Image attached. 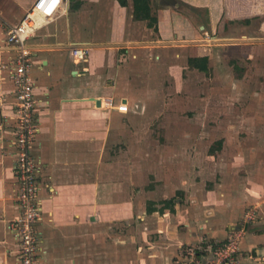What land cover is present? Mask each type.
Here are the masks:
<instances>
[{
  "label": "crops",
  "instance_id": "crops-1",
  "mask_svg": "<svg viewBox=\"0 0 264 264\" xmlns=\"http://www.w3.org/2000/svg\"><path fill=\"white\" fill-rule=\"evenodd\" d=\"M34 1L0 0L2 59L7 30ZM261 1L144 0L146 12L138 15L134 0L126 6L64 0L62 11L36 33L30 75L38 104L32 156L42 208L39 264H169L184 245L223 239L228 223L257 201L245 180L221 184L203 197L184 186L160 198L157 182L138 189L148 164L124 156L141 149L135 142L146 139L140 127L152 118L151 110L169 107L170 95L185 91L187 78L194 84L210 75L219 42L249 41L252 25L238 21L260 12ZM72 47L86 48L87 58L76 62ZM203 58L205 72L189 64ZM11 91L7 73L0 71V264H19L9 229L18 215ZM106 98L115 106H103ZM121 103L126 112L117 110ZM255 227L244 241L247 250L264 243Z\"/></svg>",
  "mask_w": 264,
  "mask_h": 264
},
{
  "label": "rangeland",
  "instance_id": "rangeland-1",
  "mask_svg": "<svg viewBox=\"0 0 264 264\" xmlns=\"http://www.w3.org/2000/svg\"><path fill=\"white\" fill-rule=\"evenodd\" d=\"M263 1L260 12L238 21L252 25L248 30L251 33L249 41L237 44L236 39L230 38L219 42L216 47L220 56L210 75L194 84L187 78L185 91L170 95L169 107L151 110L152 118L140 127L142 136L147 135L146 139L135 142L141 148L137 151L138 156L136 152L124 156V161L148 164L149 169L144 168L139 174L138 189H146L148 184L157 182L163 190L160 198L173 192L175 187L184 186L190 192L195 188L203 197L221 184L241 185L245 180L252 196H256L257 204L245 207L226 228L228 234V229L238 225L247 210H255V219L247 225L241 244L239 264H264V243H258L251 251L244 245L250 226H259L255 228H261L259 232L264 233ZM243 32L240 31V35ZM39 39L35 35L29 44L32 47L38 45ZM126 177L124 180L129 176ZM211 197L214 199V195ZM225 238L204 237L197 244L184 245L182 249L203 242H223Z\"/></svg>",
  "mask_w": 264,
  "mask_h": 264
},
{
  "label": "built area",
  "instance_id": "built-area-1",
  "mask_svg": "<svg viewBox=\"0 0 264 264\" xmlns=\"http://www.w3.org/2000/svg\"><path fill=\"white\" fill-rule=\"evenodd\" d=\"M63 5L64 0H35L21 21L6 32L4 51L7 58L0 57V71L7 73L14 97L10 119L13 121L11 147L15 156L13 172L17 183L15 200L18 215L9 229L16 240L19 264H39L42 239L37 228L42 217L39 168L32 156V147L39 132L35 84L30 75L35 64V52L29 41L56 18ZM87 55L86 48H71V56L78 63ZM102 105L114 107L115 103L106 98ZM116 108L120 112L127 111L122 103ZM255 216L254 209L247 210L238 225L229 229L223 242L209 241L187 246L180 250L171 264H239L247 225Z\"/></svg>",
  "mask_w": 264,
  "mask_h": 264
},
{
  "label": "trees",
  "instance_id": "trees-1",
  "mask_svg": "<svg viewBox=\"0 0 264 264\" xmlns=\"http://www.w3.org/2000/svg\"><path fill=\"white\" fill-rule=\"evenodd\" d=\"M117 1L121 6H126V0H117ZM134 8H135V13L138 15H139V13L141 14V12L145 13L146 12V3H144V0H134ZM200 62H202V63H200ZM206 62H207L206 58L200 59L199 62H198V60H189V64L191 66L198 69L199 71H204V72L207 70ZM169 203H171V202L169 201Z\"/></svg>",
  "mask_w": 264,
  "mask_h": 264
},
{
  "label": "water",
  "instance_id": "water-1",
  "mask_svg": "<svg viewBox=\"0 0 264 264\" xmlns=\"http://www.w3.org/2000/svg\"><path fill=\"white\" fill-rule=\"evenodd\" d=\"M97 105L99 106V101L97 102Z\"/></svg>",
  "mask_w": 264,
  "mask_h": 264
},
{
  "label": "bare ground",
  "instance_id": "bare-ground-1",
  "mask_svg": "<svg viewBox=\"0 0 264 264\" xmlns=\"http://www.w3.org/2000/svg\"><path fill=\"white\" fill-rule=\"evenodd\" d=\"M84 60H85V59H84ZM84 60H83V61H84ZM83 61H82V62H83Z\"/></svg>",
  "mask_w": 264,
  "mask_h": 264
}]
</instances>
